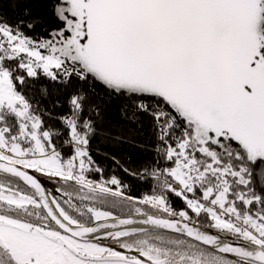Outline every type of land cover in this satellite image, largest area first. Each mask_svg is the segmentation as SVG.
I'll list each match as a JSON object with an SVG mask.
<instances>
[{"label": "snow or ice", "instance_id": "snow-or-ice-1", "mask_svg": "<svg viewBox=\"0 0 264 264\" xmlns=\"http://www.w3.org/2000/svg\"><path fill=\"white\" fill-rule=\"evenodd\" d=\"M0 264H264V0H0Z\"/></svg>", "mask_w": 264, "mask_h": 264}, {"label": "trees", "instance_id": "trees-1", "mask_svg": "<svg viewBox=\"0 0 264 264\" xmlns=\"http://www.w3.org/2000/svg\"><path fill=\"white\" fill-rule=\"evenodd\" d=\"M11 14H12V13L9 12V15H11ZM128 152H129V155L132 156V158H133L134 161L138 159V157H139V153L135 152L134 150H128ZM106 163H107V162H106Z\"/></svg>", "mask_w": 264, "mask_h": 264}, {"label": "flooded vegetation", "instance_id": "flooded-vegetation-1", "mask_svg": "<svg viewBox=\"0 0 264 264\" xmlns=\"http://www.w3.org/2000/svg\"><path fill=\"white\" fill-rule=\"evenodd\" d=\"M48 189H49V191H52L53 185L52 184H48Z\"/></svg>", "mask_w": 264, "mask_h": 264}]
</instances>
